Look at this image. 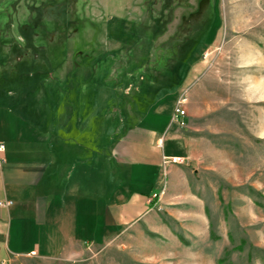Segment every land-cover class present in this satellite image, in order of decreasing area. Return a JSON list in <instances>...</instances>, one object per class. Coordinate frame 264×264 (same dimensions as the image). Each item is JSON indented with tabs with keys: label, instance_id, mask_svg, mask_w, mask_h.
Here are the masks:
<instances>
[{
	"label": "rangeland",
	"instance_id": "374dc122",
	"mask_svg": "<svg viewBox=\"0 0 264 264\" xmlns=\"http://www.w3.org/2000/svg\"><path fill=\"white\" fill-rule=\"evenodd\" d=\"M182 88L176 181L165 167L155 183L118 173L158 195L157 227L2 264H216L226 252L223 264H264V0H0V100L27 133L55 102L73 137H102L106 152L127 133L164 134ZM156 104L169 117H150ZM113 176L98 179L104 203Z\"/></svg>",
	"mask_w": 264,
	"mask_h": 264
},
{
	"label": "crops",
	"instance_id": "0c3cea01",
	"mask_svg": "<svg viewBox=\"0 0 264 264\" xmlns=\"http://www.w3.org/2000/svg\"><path fill=\"white\" fill-rule=\"evenodd\" d=\"M52 104V112H58L56 103ZM157 106L149 116L160 119L166 114ZM5 107L0 100V144L4 146L0 201L12 205L0 208V264L22 255L70 256L140 222L150 229L158 226L153 220L158 195L144 198L142 191L131 192L120 183L118 173L122 165L131 172L128 180L147 178L155 183L165 167L171 186L179 165H186L188 159L189 143L177 126L169 122L159 135L145 130L138 136L127 133L104 152L98 148L102 137L98 143L94 138L82 139V134L72 136L71 117L63 109V116L44 107L37 110L27 133L17 120L9 118ZM170 143L177 148L171 149ZM105 170L114 175L116 185L107 203L97 187ZM133 201L138 203L137 212L127 210Z\"/></svg>",
	"mask_w": 264,
	"mask_h": 264
},
{
	"label": "built area",
	"instance_id": "2783aa9c",
	"mask_svg": "<svg viewBox=\"0 0 264 264\" xmlns=\"http://www.w3.org/2000/svg\"><path fill=\"white\" fill-rule=\"evenodd\" d=\"M186 92L182 91L179 96L177 97L176 101H175V105H174V109L171 115V121L170 124H175L177 126H183L184 122H183V118L185 115V110H184V106L186 103ZM4 151V146L0 144V154H2ZM3 162V159L0 158V163ZM12 205L11 201L8 200H3L0 201V208L2 209H8L10 208Z\"/></svg>",
	"mask_w": 264,
	"mask_h": 264
},
{
	"label": "trees",
	"instance_id": "16d2710c",
	"mask_svg": "<svg viewBox=\"0 0 264 264\" xmlns=\"http://www.w3.org/2000/svg\"><path fill=\"white\" fill-rule=\"evenodd\" d=\"M245 244H246L245 241H241V244L239 247H237V250H240V251L243 250V247L245 246ZM228 255L229 253L226 252L224 258L218 259L216 264H223L225 262V258H227ZM249 258H250V255H249Z\"/></svg>",
	"mask_w": 264,
	"mask_h": 264
}]
</instances>
